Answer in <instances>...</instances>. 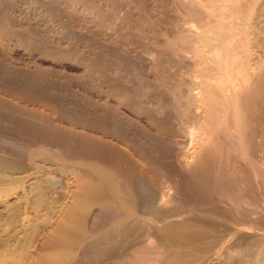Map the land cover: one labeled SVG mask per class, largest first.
Instances as JSON below:
<instances>
[{"label":"rangeland","instance_id":"rangeland-1","mask_svg":"<svg viewBox=\"0 0 264 264\" xmlns=\"http://www.w3.org/2000/svg\"><path fill=\"white\" fill-rule=\"evenodd\" d=\"M180 1L0 0V264L116 261V244L105 249L108 243L101 242L97 257L91 237L93 231L108 232L110 215L98 217V230L87 220L81 234L55 231L69 208H83L84 175L80 164L65 165L68 158L60 151L65 146L78 150L80 158L107 161L134 188L140 204L155 203L173 176L172 207L209 206L218 202L216 195L231 192L238 210L252 212L257 227L264 228L256 158L221 138L205 171L180 169L178 147L198 125L176 89L213 66L206 54L210 47L199 39L204 33L191 35L202 44L196 41L195 48L179 38L195 32L186 21L196 17ZM217 111V117L223 114ZM257 138L262 153L264 139ZM39 144L42 152H33ZM144 156L161 170L144 161L140 166ZM92 206L104 208L102 202ZM256 237L239 244V256L255 255L262 241Z\"/></svg>","mask_w":264,"mask_h":264},{"label":"bare ground","instance_id":"bare-ground-1","mask_svg":"<svg viewBox=\"0 0 264 264\" xmlns=\"http://www.w3.org/2000/svg\"><path fill=\"white\" fill-rule=\"evenodd\" d=\"M182 1L196 15L194 19L186 21L187 25H182L195 32L189 31L188 35L178 37L192 47L196 45L194 43L197 38H192L191 35L204 33V38L198 36L210 47V55L206 54L213 61V66L203 68V63H200L204 70L198 74V78L193 79L195 76H192L191 81L181 86L183 88L180 91L176 89L186 99L184 107L194 117L196 126L198 125L188 135L190 141L178 147L183 162L180 169L205 171L209 159L219 153L221 138H224L232 142V147H237L248 159L256 158L252 160L258 165L254 164L257 167V172L253 170L256 172L254 178L257 176L264 190V150L261 153L263 145L260 149L258 142L255 143L258 141L257 137L264 139V0ZM178 37L175 36L179 39ZM199 51L197 54L200 55L202 50ZM210 64L212 63L208 65ZM179 85L176 87H180ZM217 110L223 112H219V117ZM106 140L109 142L112 138ZM41 147L39 144L33 152L41 153ZM60 151L68 158L65 165L75 167V163L80 164L79 169L84 175L81 176L79 194L83 208L81 211L69 208L56 224L55 231L72 233L74 230L81 234L85 231L87 220L92 228H97L95 224L98 217L110 215L113 222H110L107 233L100 232L102 229L91 233L95 255L101 254L99 244L105 240L108 243L105 249L109 245L117 246L116 252L112 254L116 260L114 264H264V228L257 227L252 212L238 210L237 205H234L237 197L231 192L220 194L221 196L214 195L213 198L218 202L213 200L215 203L209 206L200 204L192 208L180 205L172 207L173 190L176 189L172 176L167 177V191L161 190L158 196L154 195L157 197L155 203L140 204L134 188L120 180L112 168L107 166V161L101 163L103 159L98 162L80 158L79 151L69 146ZM144 158L138 160L139 163L144 161L153 170H161L158 162ZM244 196L246 197L245 194ZM242 199L241 197L239 201ZM97 202H102L103 210L106 208L107 211L92 206ZM188 211H192L193 215H186ZM197 222L201 225L200 228ZM254 236L262 240L259 250L250 258L239 256V244H250ZM193 253L195 256L192 259L186 258Z\"/></svg>","mask_w":264,"mask_h":264}]
</instances>
